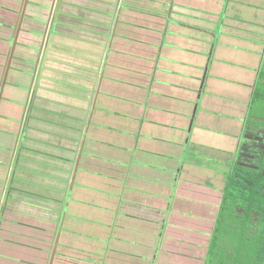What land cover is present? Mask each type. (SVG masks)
I'll return each instance as SVG.
<instances>
[{
  "label": "crops",
  "instance_id": "1",
  "mask_svg": "<svg viewBox=\"0 0 264 264\" xmlns=\"http://www.w3.org/2000/svg\"><path fill=\"white\" fill-rule=\"evenodd\" d=\"M71 79L83 89L72 96L78 104L37 93ZM257 85L264 0H0V137L11 140L0 152V264H214L206 259L226 178L186 154L195 144L237 152L239 166L259 169L263 104L256 113L246 104L247 119L260 124L248 130L242 120L239 141L233 109L222 131L206 122ZM42 101L85 117L66 200L43 218L9 190L19 150L33 158L34 140L56 142L58 130L30 123ZM106 144L110 157H92ZM70 206L77 216L67 221Z\"/></svg>",
  "mask_w": 264,
  "mask_h": 264
},
{
  "label": "rangeland",
  "instance_id": "2",
  "mask_svg": "<svg viewBox=\"0 0 264 264\" xmlns=\"http://www.w3.org/2000/svg\"><path fill=\"white\" fill-rule=\"evenodd\" d=\"M23 64L24 63H22V65ZM52 64L55 68H61L60 66L55 65L54 61L52 62ZM21 70L22 69H20L19 72H22L21 73L22 75L25 74V72ZM19 72H17V74H19ZM14 73H16V71L12 72V75H14ZM43 82L44 80H42V83ZM77 82H78L77 80L71 79L69 81L70 86L56 84L57 87H55L46 81L45 85L48 88H51V90L53 91L39 90L37 91V93H39L42 98H46V99L57 98L62 103L64 102V104L72 106L71 104L72 101H74L75 104L80 103L76 97L73 99L72 96L75 94L80 95L83 93V89H81L80 87L81 82L80 83L78 82V84ZM57 88L59 90H56ZM245 88L243 89L245 90ZM247 89H249L250 92L245 91V93H243L242 95L243 96L242 99L240 98L238 99V100H241L240 102H238L236 99V102L232 103V108L230 109L227 108L226 110H222V108L217 109L216 111L214 112L211 111L210 113L206 115V122L210 121L209 125H213L215 128L222 131L224 128L222 126L223 123L231 122L230 120L224 118L223 114L229 113V111L233 109L234 116H236V121H235L236 122V141H239L240 138L242 140V136L244 135V133H247V130L245 129L244 131V128H243V130H241L242 131V134H241L239 123H241L242 120H246L244 122H247V123H244V127L245 126L248 127L249 128L248 130L253 129V126H257V124H260V122L257 123V120L255 119H250V118L247 119V114L245 113L246 104H249V102L251 104L252 100L255 98V95L258 94V92H260L261 90L260 85H257L253 89L252 87L247 88ZM55 91L60 92V94H57ZM61 94H65V95H61ZM260 95L263 96L262 93ZM35 105L36 107L31 108L32 112L30 113H31L32 120L30 121V123L33 124L34 126H36L37 124L38 125L41 124L42 126L44 125L42 128L47 131L48 130H51V131L58 130L59 132L56 131L58 133L56 135L58 136L55 137L56 142H54L52 145L45 146V144H43L42 141L34 140L36 142H34L32 146H30L31 148L30 153L33 156V158H30V155L28 153H27L28 154L27 157H24V153L22 149L19 150V152H21V155L19 153L18 160L13 159V161H15V164H16L15 167L17 168L20 167L21 170L16 172L14 176H11L10 182L12 183V185L9 187V190L10 192L13 191L12 194H15L14 190L17 189L16 191L18 193L16 194H21V197H20L22 198L21 200L24 199L25 200L24 202L28 203L29 206L31 204L37 205L36 209L33 208V212L37 214L38 217L43 218L45 216H48L49 214L51 215L52 209L54 210H57V208L59 209L63 201L66 200L68 183L70 180L69 178H71V170H72V166H73L74 159H75L74 156L76 154L75 152H77V148L80 146L79 144H80L82 135L85 130V127H84L85 117H81L80 115L76 113V111L72 109H67V112H66L63 110V108H61L60 106L57 107V105L52 102L48 104L42 101L41 103L37 102ZM233 107H235V109ZM255 113H256V110H255ZM211 119H215L213 120L214 122ZM202 121L203 119H201V122ZM48 125H50L52 129ZM28 128H30L29 125L26 126V130H28ZM8 141L11 143V140L9 137L7 136L0 137L1 156L8 154V152H4V150H2L3 146L7 144ZM55 144L57 145V147L53 146ZM70 146L72 150L69 151L68 148ZM199 148L201 147L198 144H195L193 149L191 145V147L188 148V153L186 154V157H190V155H193V157L196 160L202 161L205 164L204 166L206 165L210 166L213 170L210 169L208 171L214 174L213 177L218 176L219 174H222L223 177L226 178V175H229L230 173L234 172V167L237 164L236 163L237 162V159H236L237 152L234 153L233 156L231 155L223 156L221 152L218 153V151H212L210 149L201 150ZM99 150L100 151L97 150L95 153H93L92 157L94 156L95 158H100L102 156L110 157L109 154L111 153V150L109 149V144H106L105 148H102ZM69 153H75L73 158L69 157L70 155ZM252 159L254 160V157H252ZM186 160L189 161V158H187ZM255 160H259V159L255 158ZM96 166H99V165L96 164ZM0 170L1 172H3V169L1 167H0ZM200 173L202 172L200 171L198 174H194L193 175L194 178L199 177ZM79 195L80 194H77V195L75 194V198H77V196ZM80 210L81 208H79V211ZM71 211L72 210L70 206L68 208V212L70 213L68 214L67 221H69L70 218L77 216L75 214L76 211H74L73 214H71ZM18 216L21 217L20 215ZM28 219L30 218H27V220ZM36 219L38 220V223L35 222L36 220L31 221L34 225L36 224L38 225V227H42V225H45L49 227L50 230L55 229L56 231L57 227H53V225L55 224L49 225V223L47 224L42 219L41 220L38 218ZM67 223L68 222H66V224ZM35 233H38L37 230L35 231ZM53 235L54 234H52L51 237ZM83 235L85 236L87 234H83ZM64 237L68 238L69 240H73L74 242L77 241L75 240V238H71V237L69 238V236H66V235ZM87 239H90V237L87 236ZM80 246L81 245H78V247ZM83 248H86V247H83ZM108 249L109 247H107L106 249H104V251H102L96 248L93 254H96L95 256L101 257L103 256V254H105V250H108ZM62 250L64 252H67V250H69V255L71 256H73V252L74 254L79 253L78 250L73 249L72 251L70 250L69 247L64 248V249L62 248ZM213 257L214 256L213 254H211L210 249H209V254L206 260L207 261L209 260L210 263L215 260L217 264H221L222 260L220 258L214 257L213 259ZM81 258L85 259V257H81Z\"/></svg>",
  "mask_w": 264,
  "mask_h": 264
},
{
  "label": "trees",
  "instance_id": "3",
  "mask_svg": "<svg viewBox=\"0 0 264 264\" xmlns=\"http://www.w3.org/2000/svg\"><path fill=\"white\" fill-rule=\"evenodd\" d=\"M260 92L252 101V113L256 104L264 108L263 87V96ZM259 115L264 119V109ZM263 163L257 170L236 164L234 172L226 175L223 202L210 244L211 254L220 258L221 264L264 263Z\"/></svg>",
  "mask_w": 264,
  "mask_h": 264
},
{
  "label": "water",
  "instance_id": "4",
  "mask_svg": "<svg viewBox=\"0 0 264 264\" xmlns=\"http://www.w3.org/2000/svg\"><path fill=\"white\" fill-rule=\"evenodd\" d=\"M74 174H75V172L73 173L72 178L74 177ZM72 185H73V179H72L71 182H70V189L72 188Z\"/></svg>",
  "mask_w": 264,
  "mask_h": 264
}]
</instances>
